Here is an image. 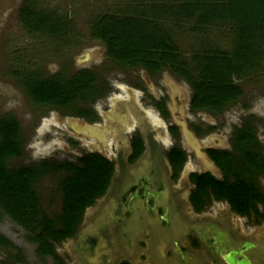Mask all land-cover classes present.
<instances>
[{
    "label": "rangeland",
    "instance_id": "rangeland-1",
    "mask_svg": "<svg viewBox=\"0 0 264 264\" xmlns=\"http://www.w3.org/2000/svg\"><path fill=\"white\" fill-rule=\"evenodd\" d=\"M27 1L65 22V36L23 27L19 8L29 6ZM27 1L0 0V117H14L21 138V153L7 158V164L14 167L44 158L73 161L84 152L99 151L115 166L106 191L85 207L74 235L55 243V251L66 264H115L120 260L225 264L220 259L218 234L234 244L232 238L239 242L251 239L255 242L249 251L251 259L264 264V219L258 221L253 213L238 214L226 200L211 194L205 195L200 208L194 207L190 201L194 182L189 179L190 171H207L220 177V168L205 148H223L237 154L233 136L245 123L253 128L257 149L264 158V36L255 40L259 54L250 62L247 55L253 56L256 51L236 43L244 64L252 66L232 78L239 95L218 111H211L194 108L188 81L167 69L151 74L141 66L112 62L103 44L90 35L89 21L117 5L134 6L153 22L170 27L185 53L222 49L230 56L233 20L198 29L194 17L164 9L153 12L142 6L157 0L142 5L131 0ZM188 63L192 69L193 64L190 60ZM80 68L92 74V85L98 89L89 97L95 100L97 110L92 122L76 117V110L83 109L86 102L69 103L65 109L39 104L27 95L21 82L24 72L34 69L42 75L59 73L55 77L60 80ZM190 74H195L193 69ZM156 101L165 104L164 113ZM172 122L178 125L177 134L167 127ZM137 126L144 133V155L138 161H129L130 135ZM172 146H181L187 153L176 171L166 155ZM130 172L138 176L136 179L146 175L153 185L145 183L142 190L132 194L128 187L134 182L129 183ZM60 177V172L48 173L35 184L41 207L50 217L60 209ZM256 179L259 189L264 190V173L259 172ZM257 209L264 212L259 204ZM0 234L7 240L0 242V264H55L50 255L36 253L35 242L27 238L25 229L2 210Z\"/></svg>",
    "mask_w": 264,
    "mask_h": 264
},
{
    "label": "trees",
    "instance_id": "trees-1",
    "mask_svg": "<svg viewBox=\"0 0 264 264\" xmlns=\"http://www.w3.org/2000/svg\"><path fill=\"white\" fill-rule=\"evenodd\" d=\"M131 1L142 5L149 0ZM157 1L142 6H148L153 12L164 9L180 12L188 18L194 17L200 26L196 27L198 29L223 20H233L230 56L222 49H204L187 54L180 49L170 27L153 22L145 16L144 11L128 5H117L91 18L90 35L103 44L104 53L112 62L130 67L141 66L151 74L167 69L188 81L194 108L218 111L235 95H239L232 78L239 77L242 69L249 70L252 66L244 64L236 43L256 49L255 40L264 36V0ZM27 3L30 5L19 8L23 27L51 36H65L68 30L65 22L53 13L50 15L38 9L32 2ZM258 54L256 51L253 56L247 55L249 62ZM188 60L193 64L194 75L190 74L192 69ZM56 74L59 73L42 75L39 69H34L24 72L21 82L31 99L56 109H65L66 105L77 101L87 103L92 100L89 97L98 91L92 85L93 76L87 69L80 68L64 74L60 80L56 79ZM83 109L81 107L76 113L85 114ZM253 131L251 125L246 123L235 130L233 148L237 154L231 155L227 150H208L222 176L216 178L209 172L190 174L194 182L190 201L194 207L200 208L205 195L211 194L226 200L238 214L253 213L258 221L264 219V212L257 209L258 204L264 209V190L259 189L256 179L259 172L264 173V158L257 149ZM19 133V125L14 117H0V210L25 229L27 238L35 242L38 255L48 254L55 264H66L55 251V243L74 235L85 207L104 193L112 174V161L99 152L88 151L73 161L44 158L11 167L7 164V158L21 153ZM140 150L141 143L137 142L130 158H134ZM166 155L176 171L184 160L185 152L179 146H172ZM53 172L61 173L58 181L61 203L58 214L50 217L41 207L35 184L40 177ZM0 242L7 243L1 234ZM120 264L128 263L124 261Z\"/></svg>",
    "mask_w": 264,
    "mask_h": 264
},
{
    "label": "flooded vegetation",
    "instance_id": "flooded-vegetation-1",
    "mask_svg": "<svg viewBox=\"0 0 264 264\" xmlns=\"http://www.w3.org/2000/svg\"><path fill=\"white\" fill-rule=\"evenodd\" d=\"M94 103H95V100H91V101H89V102H87L86 103V106L84 107V113L85 114H82V113H77L76 114V117H78V118H80V119H83V120H85V121H87V122H92V121H94L95 119H96V116H95V113L97 112V110H96V108H95V106H94ZM156 103H157V105H158V107H159V109L161 110V112L162 113H164V110L166 109L167 110V108H166V106H164V105H161V103L159 102V101H156ZM165 108V109H164ZM100 116V115H99ZM100 118V117H99ZM168 129H169V131L170 132H172L173 134H175L176 132L178 133V131H179V128H178V125L175 123V122H172V123H169L168 124ZM141 128L142 127H140V126H137V130H135L131 135H130V145H129V151H128V156L130 157V155H131V153L133 152V147H134V145L137 143V142H140L141 143V150L139 151V153L134 157V158H129L128 160L129 161H138L139 159H140V157H143V148H144V137H143V134L144 133H142V131H141ZM176 133V134H177ZM182 150H184L183 149V147H181V146H179ZM206 150V153H207V155L209 156V158H210V160L211 161H213V159L210 157V155H209V153H208V150L209 149H215V150H223V148H217V147H212V146H206V148H205ZM96 152H99V151H96ZM184 152H185V156H184V160H183V162L185 161V158L187 157V153H186V151L184 150ZM100 153V152H99ZM102 154V153H101ZM103 155V154H102ZM103 156H105V155H103ZM214 162V161H213ZM215 163V162H214ZM112 164H113V162H112ZM219 168V167H218ZM114 171H115V166H114V164L112 165V174H111V176H110V179H109V183H108V185L110 184V181H111V178L114 176ZM221 171V170H220ZM193 172H195V173H201V172H207V171H200V172H197V171H190L189 172V177H190V174L191 173H193ZM221 174H222V172H221ZM144 175V174H143ZM222 176V175H221ZM221 176L220 177H216V178H221ZM128 177L130 178L129 180H130V182L129 183H131V182H133L132 184H130V185H128V187H129V189L131 190V192H132V194H136V190H138V189H141L142 190V188L144 187V185H145V183H147V184H149V185H153L152 183H150V181H149V178L145 175V176H142L140 179L139 178H137L136 179V177H138L137 175H135V174H133L132 172H130L129 173V175H128ZM190 180H191V178H189ZM192 182H193V180H191ZM108 185H107V187H108ZM107 187H106V189H107ZM159 190V189H158ZM106 191V190H105ZM104 191V192H105ZM148 192H150V191H148ZM150 193H152V192H150ZM101 196V195H100ZM99 196V197H100ZM97 199V198H96ZM164 219V218H163ZM222 236V238H220L221 236ZM72 237V236H71ZM71 237H68V238H71ZM68 238H65V239H68ZM217 239H218V241H217V246H220L218 249H219V251H220V254H221V256H220V259H221V261L223 262V263H225V264H227L225 261H224V259L222 258V253H226V252H228V251H230V250H242L243 251V253H245L249 258H250V260L253 262V260L251 259V256L249 255V251H250V249L251 248H253L254 247V244H255V242L254 241H252L251 239H248V238H242L241 240H240V242H239V240H235V239H237V238H232V240L234 241V242H236L235 244L234 243H230L229 241V239L228 238H226L225 237V235H222V234H218V237H217ZM245 242H251L250 243V246L248 245H245L244 243ZM237 255V254H236ZM64 261H65V263H66V260L64 259ZM126 262V263H128V264H147V263H143V262H141V263H133V262H131V261H128V260H120V261H118V262H116L115 264H120V263H122V262ZM254 263V262H253ZM255 264V263H254Z\"/></svg>",
    "mask_w": 264,
    "mask_h": 264
},
{
    "label": "water",
    "instance_id": "water-1",
    "mask_svg": "<svg viewBox=\"0 0 264 264\" xmlns=\"http://www.w3.org/2000/svg\"><path fill=\"white\" fill-rule=\"evenodd\" d=\"M251 242H245V245L250 246ZM237 254V255H236ZM222 258L227 264H254L250 258L243 253L242 250H230L226 253H222Z\"/></svg>",
    "mask_w": 264,
    "mask_h": 264
}]
</instances>
